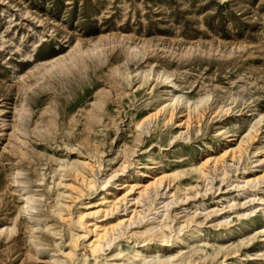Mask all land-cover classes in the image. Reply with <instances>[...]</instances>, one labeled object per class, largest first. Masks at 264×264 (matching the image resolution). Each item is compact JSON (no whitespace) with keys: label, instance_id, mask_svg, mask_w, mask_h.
Listing matches in <instances>:
<instances>
[{"label":"rangeland","instance_id":"1","mask_svg":"<svg viewBox=\"0 0 264 264\" xmlns=\"http://www.w3.org/2000/svg\"><path fill=\"white\" fill-rule=\"evenodd\" d=\"M76 42L88 56L43 70ZM119 221L94 261L90 225ZM83 258L264 264V0H0V264Z\"/></svg>","mask_w":264,"mask_h":264},{"label":"bare ground","instance_id":"2","mask_svg":"<svg viewBox=\"0 0 264 264\" xmlns=\"http://www.w3.org/2000/svg\"><path fill=\"white\" fill-rule=\"evenodd\" d=\"M102 40H99L98 43H92L91 44V49H95L98 46H101ZM139 53H142V50H139ZM68 56L66 58H58V59H51V61H49L48 66H43V70L45 72L50 71L53 68H57V69H62L64 67H66V62H70L72 65H75L76 62L80 61L83 56H88V53L86 51H82L81 48H79V43L76 42L74 44V46L71 48V50L67 53ZM45 65V64H43ZM39 74L42 76V65L39 66ZM157 79L160 78L162 79L163 82H166V84H168V87L166 88V94L168 93H172V91H170V89L172 88V86H175V84L172 83V74L170 73H158L157 74ZM147 75H145V77H147ZM171 84V86H170ZM165 94V95H166ZM180 97L181 96H176L173 97V95L169 96V101L167 104H162L159 105L157 110H156V114H160L161 112H167L166 117L168 120H171L173 114H172V110L174 108H176V106L178 104H180ZM208 100L207 96L204 97H200L195 103L194 106L192 108V110H196L198 108H200V106L205 103ZM188 109H190V106H187ZM22 108H20L18 111H16L15 113V121L13 124V130H19V125H20V121H21V116H22ZM147 120V119H146ZM148 121V120H147ZM146 121V122H147ZM143 125V122L140 123V125ZM140 127V126H139ZM250 136V132L248 131L246 133V137ZM236 153H240V149L237 148L236 151L235 149L231 150L229 153L227 151L221 153L219 156L216 157H207L199 166L198 172H200V174L202 176H206V171L209 170L210 168H213L214 170L217 169L218 167H220L224 172H226V157H232L234 158ZM86 165V164H84ZM210 166V167H208ZM226 173H224L225 175ZM111 179V177H109L105 182L104 185L106 183L109 182V180ZM13 181V180H12ZM170 182L172 181V178H170L168 175L166 174H162L161 176H154L153 180L148 184L142 187V189L139 192V197H146L147 198V194L149 192H153L155 195H157V191L162 187L164 182ZM248 181V180H247ZM14 182V181H13ZM246 185L248 183H245ZM87 186L91 187L93 186V182L92 181H87ZM130 191V190H129ZM108 194V192H107ZM24 196V195H23ZM126 195H123V197L121 199L119 198H113L112 199V204L115 206L118 203L122 202L125 200ZM101 199H103L102 201L106 200V197H101ZM24 202V210L26 212H29L30 208H31V203L33 202L31 200L30 197L28 196H24L23 198ZM167 207L168 204L164 203L163 204V213L167 212ZM153 211H155L156 209L153 208ZM96 213V212H95ZM161 216L166 217L165 214H162ZM82 215L80 216L79 220L82 219ZM162 224V223H161ZM123 225V221H119L117 223L114 224H109L107 226H98L95 223H92L90 226L93 227V240L89 241L86 245L87 247V252L88 254L92 257V259L95 261L97 260V258L99 257L100 253H103V247L104 246H108L109 242L116 238L118 236L119 233H121V228ZM159 230L160 232L161 227L159 226ZM134 257V256H133ZM83 263L84 264H88L86 262V258H83Z\"/></svg>","mask_w":264,"mask_h":264}]
</instances>
